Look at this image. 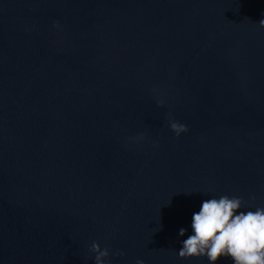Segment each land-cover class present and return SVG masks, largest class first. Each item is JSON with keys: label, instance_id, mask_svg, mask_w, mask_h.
<instances>
[{"label": "water", "instance_id": "95a60500", "mask_svg": "<svg viewBox=\"0 0 264 264\" xmlns=\"http://www.w3.org/2000/svg\"><path fill=\"white\" fill-rule=\"evenodd\" d=\"M261 19L264 0H0V264H94L93 242L105 264H209L178 257L202 202L264 207Z\"/></svg>", "mask_w": 264, "mask_h": 264}, {"label": "clouds", "instance_id": "9594fccd", "mask_svg": "<svg viewBox=\"0 0 264 264\" xmlns=\"http://www.w3.org/2000/svg\"><path fill=\"white\" fill-rule=\"evenodd\" d=\"M259 25L264 28V19ZM168 126L177 137L187 132L185 125L172 118H169ZM143 136L141 133L132 139L138 141ZM247 207L237 196L222 195L204 200L199 211L192 215L191 234L182 241L178 257H206L209 264H216L222 257L230 259L232 264H264V207L240 211ZM185 231L181 228L179 236H184ZM110 251L107 247L102 249L96 242L89 248L94 254V264H105ZM136 264H143V261L137 260Z\"/></svg>", "mask_w": 264, "mask_h": 264}]
</instances>
